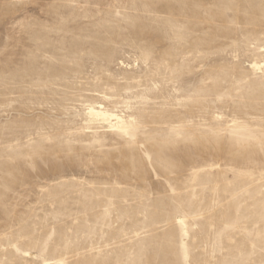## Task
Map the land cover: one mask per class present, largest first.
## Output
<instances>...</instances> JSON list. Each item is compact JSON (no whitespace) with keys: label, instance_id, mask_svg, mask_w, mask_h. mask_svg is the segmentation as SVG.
Wrapping results in <instances>:
<instances>
[{"label":"rangeland","instance_id":"rangeland-1","mask_svg":"<svg viewBox=\"0 0 264 264\" xmlns=\"http://www.w3.org/2000/svg\"><path fill=\"white\" fill-rule=\"evenodd\" d=\"M0 264H264V0H0Z\"/></svg>","mask_w":264,"mask_h":264}]
</instances>
